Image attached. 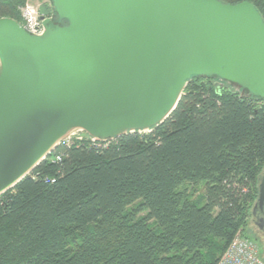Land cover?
Listing matches in <instances>:
<instances>
[{
  "label": "trees",
  "instance_id": "obj_1",
  "mask_svg": "<svg viewBox=\"0 0 264 264\" xmlns=\"http://www.w3.org/2000/svg\"><path fill=\"white\" fill-rule=\"evenodd\" d=\"M223 1L264 19V0ZM25 2L0 18L22 23ZM219 81L192 75L150 131L63 141L0 196V264H217L264 170V99Z\"/></svg>",
  "mask_w": 264,
  "mask_h": 264
},
{
  "label": "water",
  "instance_id": "obj_2",
  "mask_svg": "<svg viewBox=\"0 0 264 264\" xmlns=\"http://www.w3.org/2000/svg\"><path fill=\"white\" fill-rule=\"evenodd\" d=\"M50 1L42 33L0 18V196L72 135L150 131L192 75L264 99V19L251 1Z\"/></svg>",
  "mask_w": 264,
  "mask_h": 264
},
{
  "label": "built area",
  "instance_id": "obj_3",
  "mask_svg": "<svg viewBox=\"0 0 264 264\" xmlns=\"http://www.w3.org/2000/svg\"><path fill=\"white\" fill-rule=\"evenodd\" d=\"M20 9L23 26L32 33H42L44 31V25L42 14L39 11V5L34 6L26 2ZM74 139H89L92 144L101 145V140L88 136L70 137L64 141L70 143ZM56 159H60V156L57 155ZM217 264H264V258L257 241L248 237L240 230L222 253Z\"/></svg>",
  "mask_w": 264,
  "mask_h": 264
},
{
  "label": "flooded vegetation",
  "instance_id": "obj_4",
  "mask_svg": "<svg viewBox=\"0 0 264 264\" xmlns=\"http://www.w3.org/2000/svg\"><path fill=\"white\" fill-rule=\"evenodd\" d=\"M43 4H49L51 8L50 3L44 2ZM245 230L257 241L264 254V199L261 202L256 199L253 203Z\"/></svg>",
  "mask_w": 264,
  "mask_h": 264
},
{
  "label": "rangeland",
  "instance_id": "obj_5",
  "mask_svg": "<svg viewBox=\"0 0 264 264\" xmlns=\"http://www.w3.org/2000/svg\"><path fill=\"white\" fill-rule=\"evenodd\" d=\"M26 2H28V3H30V4H32V5H34V6H37V5L40 6V4H43L44 2H48V3L51 4V1H50V0H26ZM26 2H25V3H26ZM20 12H21V9H20ZM54 20H57V16H56V15H54ZM62 23L65 24V23H66V20H63ZM219 83H220V84L223 83V84H225V85H229L230 87H232V88H234V89H237V87H236L235 85L231 84V83H227V82H224V81H222V80H220ZM237 90H238V89H237ZM261 103H262V102H261ZM75 136H88V137H92V138H94L93 136L87 134L86 132H79V133H77V134H75V135H72L71 137H75ZM69 138H70V137H68V138H66V139H69ZM203 191H204V187L200 185V186L198 187V189L196 190V194H198L199 192H203ZM245 234H246L248 237L254 239V238L248 233L247 230H245ZM254 240H255V239H254ZM260 250H261V249H260ZM261 253H262V252H261ZM262 256H263V258H264V254H263V253H262Z\"/></svg>",
  "mask_w": 264,
  "mask_h": 264
},
{
  "label": "crops",
  "instance_id": "obj_6",
  "mask_svg": "<svg viewBox=\"0 0 264 264\" xmlns=\"http://www.w3.org/2000/svg\"><path fill=\"white\" fill-rule=\"evenodd\" d=\"M245 233V232H244Z\"/></svg>",
  "mask_w": 264,
  "mask_h": 264
}]
</instances>
